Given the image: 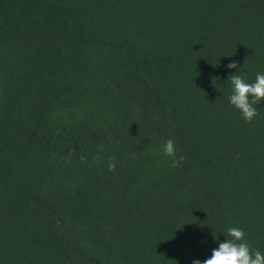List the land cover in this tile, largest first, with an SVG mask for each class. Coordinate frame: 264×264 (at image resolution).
I'll use <instances>...</instances> for the list:
<instances>
[{"label":"trees","instance_id":"16d2710c","mask_svg":"<svg viewBox=\"0 0 264 264\" xmlns=\"http://www.w3.org/2000/svg\"><path fill=\"white\" fill-rule=\"evenodd\" d=\"M98 1L90 26L87 2L0 0V171L16 197L0 212V246L10 230L35 237L22 236L8 256L0 253V264H192L209 258L233 226L264 253V169L251 168L241 141L264 119L258 112L234 126L205 110L213 109L218 85L209 72L228 53L226 43H242L245 19L226 20L212 0ZM252 1L264 9V0ZM222 2V13L233 14L249 0H230L225 10ZM174 66L191 73L186 83L167 77ZM170 138L177 157H186L179 167L163 153ZM113 155L116 170L109 171ZM146 164L164 177L151 181L137 206L130 172ZM188 178L191 185L182 182L178 192ZM192 187L200 203L189 201ZM82 192L86 199L78 201ZM83 228H106L105 242L81 235Z\"/></svg>","mask_w":264,"mask_h":264},{"label":"rangeland","instance_id":"374dc122","mask_svg":"<svg viewBox=\"0 0 264 264\" xmlns=\"http://www.w3.org/2000/svg\"><path fill=\"white\" fill-rule=\"evenodd\" d=\"M79 1L87 2V5L85 6V14L89 18L88 25L95 26V22L97 21L95 18L96 14L92 13L91 6L93 4H98L101 2H99L98 0H79ZM220 1L221 0H212L211 2L213 4L211 6L216 7L219 10V13L226 20H227V18H230L231 16L233 17V15H237L241 19H238V21L236 23L234 22L235 24L239 25L242 22V19H245L246 22H245L242 30L238 32L237 40L241 38L242 43H239L238 47H233V46L231 47L230 44L226 43L227 47L225 48V50H228V53L224 52V53H221L219 55V57L222 58L220 60H227V62L235 61L239 68L238 69H229L228 68V70H221L220 67L218 68V64L220 63V60H219L217 66H216V69L209 72V76L214 75L216 82L218 81V85L216 84V87L213 89V92H214L213 109L212 108H206L205 110L208 113H210V115L213 114L216 118H218L217 122L220 123L221 120L225 121V119L228 116L229 122L232 120H236L233 122V124H234V126L235 125L237 126V125L243 123V120H244L241 116V113L236 108H234L232 105L228 106V108L226 110L223 107V104H227L229 102L228 97L231 94V92H229L228 89L231 86L230 76L232 74L241 75L245 79L246 82L253 83V82H255V77H256L257 73H264V9L255 8L252 6H251L252 7L251 8L250 4L253 1L249 0V2H247L245 5L239 7L235 13L223 14L221 9H220V6H219ZM221 5H222L224 10L230 8V0L227 2L225 0H223ZM115 16H118V14H116ZM184 30H186V27L180 28L179 32L184 31ZM198 31H199V29L197 28L195 34ZM188 33H189V36L192 37L190 34V30L188 31ZM178 67H179V65H178ZM176 68H177L176 66H174L173 68H170L168 70L167 77L169 78L172 76H176L177 80L185 82L183 76L189 75L191 73H189L187 70H185L186 72H182L181 69H180V72H176V71H174V69H176ZM202 69H203V67L201 66L199 69V73L196 74L197 78L202 73L201 72ZM199 80L200 79H198V81ZM187 85H188V83L185 84L184 86H187ZM260 104H262L261 107H260ZM254 107H256V108L260 107L257 110L260 113L259 116L264 119V100H262L260 103H258L256 105H254ZM229 108H231V109L229 110ZM217 109H219V111H217ZM227 114H229V115H227ZM245 123H246V121H245ZM249 135H250L249 139H245V140L242 139L241 140L245 145L244 149H243L244 158L245 159L252 158V157L254 158L253 163H250V159L247 160V163L251 166V168L254 165H256V169H258V168L264 169V126H260L257 129H252V131H250ZM245 142L248 144H246ZM146 165H147V167L143 170L130 172L132 174L130 177L132 180H130L129 183L133 189L131 195L135 200V205H137V206H141L140 204L145 203L147 201L146 189L152 185L151 181L155 178V179H157V181L161 182L160 178L164 177V176H159V175H155V174L151 173L152 169L157 170V168H159V167H157L153 164H146ZM253 172L261 176L260 171H253ZM166 176L169 179L170 175L166 173ZM237 176L238 177L240 176L239 172H237ZM127 177H129V174H126V172H124V176L122 175L121 178L119 179L121 182V185H123L124 187H125L124 178H127ZM195 177H196V175L195 176L193 175L191 178H195ZM191 178H188L187 180H184V181L177 183L176 186L179 187L178 192H180V193L184 192L183 187L189 186L190 181H188V180ZM228 179H231L232 181H237V182H240V180H241V178H234V177H230ZM182 182L184 183V186L181 187ZM85 183H87L86 186H93V184L96 183V180L93 178H89L86 180ZM0 185L4 187L3 192L0 194V200L1 199L7 200L6 204H4V207H0V212H5L7 205H12L16 202V197L12 192L13 191L12 184L3 171H0ZM246 188H247V185L245 184L244 186L239 187L238 190H235V192L237 195L240 196L241 193ZM195 189L196 188L192 187L191 189L187 190L188 191L187 194L190 196L189 201L190 202L194 201L195 203H200L201 201L196 198L197 193H196ZM137 193L140 196H138ZM168 198L169 197L164 196L162 198V204L165 203V205H166V202L169 200ZM85 199H86V192H82L77 197L78 201H83ZM92 200L94 201L95 199L92 198ZM90 201H91V199H90ZM120 202H121V198L116 197L113 204L118 205ZM83 204L87 205L86 202ZM92 206H94V205H91V207ZM196 206H199V204H196ZM196 208H199V207H196ZM113 209L114 208H112V210ZM35 212L40 218H42L45 225L47 226L48 221H47V219H45V217L42 215V213L37 212L36 210H35ZM21 216L23 218H25V215L23 213L21 214ZM8 224L10 225V223H8ZM41 225L44 227L43 223ZM82 230L83 231H81L82 232L81 235H83V236L91 235L92 237L95 238V241L99 244H102L105 242L103 239H105V234L107 232L106 228H96V229L89 228L88 230H86V228H83ZM97 231H99V232H97ZM5 234L6 235L3 237L2 241H1L2 245L0 246V249H1L0 253L5 254V256H8L11 252H13V248L11 247L12 244H17V240H21L22 236L23 237L27 236L28 240L30 237L31 241L35 240V237L29 233H22V232L14 233V231L10 230ZM113 235L117 240L118 235L114 234V232H113Z\"/></svg>","mask_w":264,"mask_h":264},{"label":"clouds","instance_id":"9594fccd","mask_svg":"<svg viewBox=\"0 0 264 264\" xmlns=\"http://www.w3.org/2000/svg\"><path fill=\"white\" fill-rule=\"evenodd\" d=\"M229 69H238L235 61H230L227 65ZM231 94L228 97L230 105L236 108L246 122H251L257 115L258 110L254 105L264 100V73H257L255 82L249 83L241 75L232 74L230 76ZM95 160L101 159L104 145L97 146ZM163 153L166 157H172V166L179 167L186 157H177V150L173 139H168L163 144ZM81 162L85 157H80ZM116 157L113 155L108 158V170H116ZM216 238V234H213ZM227 239L219 243L218 248L212 250L211 256L202 262L193 260L192 264H264V253L253 250L246 240V234L242 228L229 227L225 235Z\"/></svg>","mask_w":264,"mask_h":264}]
</instances>
